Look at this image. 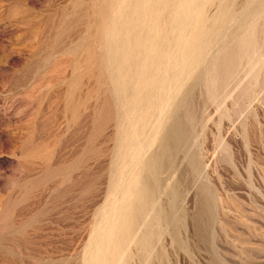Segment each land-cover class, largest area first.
<instances>
[{
	"label": "rangeland",
	"instance_id": "1",
	"mask_svg": "<svg viewBox=\"0 0 264 264\" xmlns=\"http://www.w3.org/2000/svg\"><path fill=\"white\" fill-rule=\"evenodd\" d=\"M222 1L234 17L201 60L172 80V34L164 82L134 110L107 68L103 0H0V264H91L119 187L170 125L156 238L129 240L122 264H264V0L209 1L208 29Z\"/></svg>",
	"mask_w": 264,
	"mask_h": 264
},
{
	"label": "bare ground",
	"instance_id": "2",
	"mask_svg": "<svg viewBox=\"0 0 264 264\" xmlns=\"http://www.w3.org/2000/svg\"><path fill=\"white\" fill-rule=\"evenodd\" d=\"M209 1L211 0H103L102 10L99 16H103L102 19H104V30H102L104 48L102 47V50L104 49V56H106L108 60L107 68L110 74L114 76V78H111L114 79L117 90L122 93L131 89L133 91V96L138 100V105H131L130 108L134 110H146L149 104L152 103L150 102L151 91L161 87L164 82L159 76V78L156 77L155 71L162 66L164 62V64H166L167 59L173 58L174 54H176L175 51L173 52L171 43V41H173L171 40L172 34L176 35L175 43L180 51L179 53L177 51V57L171 59L177 68L176 71L172 72L169 70L167 74L170 75V77L173 76L175 81H180L194 66L191 60L193 58L201 60L205 50L211 46L212 33L214 31L221 32V30L224 29L223 23L225 19H227L230 14L232 17L233 13L229 7L230 4L228 5V3H223L222 1L217 8V13L214 15V18L211 17V19L213 18L212 22L213 24L215 23V26L208 29L207 27H209V25L207 24L208 19L206 17L207 11L205 4H208ZM148 19L150 20L148 21ZM227 20L230 21V19ZM212 22L210 21V24ZM101 23L99 26H102ZM99 36L101 35L99 34ZM162 48L165 49L162 50L163 52L161 51ZM204 57L203 60H205ZM199 63H201V61ZM162 73H164V71ZM163 75L164 74L161 76ZM170 77L168 78L170 79ZM181 81L183 82V80ZM179 84L181 85L180 82ZM157 94L158 93H156V95ZM166 95L164 96L166 97ZM125 96L127 97V95ZM106 103L109 104L110 100ZM165 103L167 102L165 101ZM109 105H113V101L112 104ZM167 130L168 135L164 137V140H162L160 144V154H154L149 159L142 161L140 169L135 171V173L133 171V176L131 173V178L128 175L130 178L128 179L129 181L127 182L126 180L127 183L125 185L123 184L122 187L120 186L121 188L119 187L120 191L118 194L120 197L117 202L118 206H113L114 208L107 213V216L105 215L106 223L101 226L98 233L96 230L101 224L96 226L97 229L94 232L97 233V236L95 237L93 235L95 240L93 239L94 241L92 243L94 253L92 255L93 261L91 264H122L123 257H121L120 251L125 249L129 240L136 242L139 246L147 247L151 246L154 242L156 237L153 232V226L160 220L161 216H163V214L156 209V188L154 184L158 181V174L163 167L164 158L170 156L174 149V143L171 141L172 136L176 134L178 138L181 136V128L179 126L170 125ZM128 144H130V140L126 139V141L123 142V146L126 148ZM134 145L135 144L132 146ZM116 151L118 150L116 149ZM123 151L124 150H122V152ZM135 157L133 160H135ZM126 161H128V158ZM151 181H153L154 184ZM106 208L107 210L110 209L108 207H105V209ZM164 218L170 221L171 214H164ZM144 227L145 229L142 230ZM139 229L142 230V232L140 231L141 233ZM134 233L135 235H133Z\"/></svg>",
	"mask_w": 264,
	"mask_h": 264
}]
</instances>
